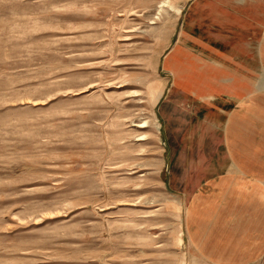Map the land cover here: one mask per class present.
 I'll return each instance as SVG.
<instances>
[{"label":"rangeland","instance_id":"1","mask_svg":"<svg viewBox=\"0 0 264 264\" xmlns=\"http://www.w3.org/2000/svg\"><path fill=\"white\" fill-rule=\"evenodd\" d=\"M189 2L0 0V264H212L156 116Z\"/></svg>","mask_w":264,"mask_h":264},{"label":"crops","instance_id":"2","mask_svg":"<svg viewBox=\"0 0 264 264\" xmlns=\"http://www.w3.org/2000/svg\"><path fill=\"white\" fill-rule=\"evenodd\" d=\"M165 187L212 264L264 255V0H191L162 59Z\"/></svg>","mask_w":264,"mask_h":264},{"label":"bare ground","instance_id":"3","mask_svg":"<svg viewBox=\"0 0 264 264\" xmlns=\"http://www.w3.org/2000/svg\"><path fill=\"white\" fill-rule=\"evenodd\" d=\"M164 1V0H163ZM165 3V2H164ZM167 3V2H166ZM181 8V7H180ZM160 95V94H159ZM159 95L157 96V98H156V100H155V102H157V100H158V98H159ZM141 125V127L142 126H145L146 125V121H144L142 124H140Z\"/></svg>","mask_w":264,"mask_h":264}]
</instances>
